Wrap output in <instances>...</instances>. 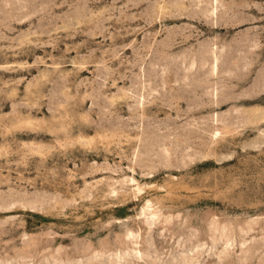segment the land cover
<instances>
[{"label": "rangeland", "instance_id": "rangeland-1", "mask_svg": "<svg viewBox=\"0 0 264 264\" xmlns=\"http://www.w3.org/2000/svg\"><path fill=\"white\" fill-rule=\"evenodd\" d=\"M0 264H264V0H0Z\"/></svg>", "mask_w": 264, "mask_h": 264}]
</instances>
